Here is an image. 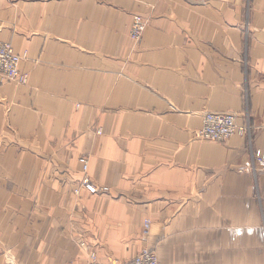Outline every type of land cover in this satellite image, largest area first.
<instances>
[{"label":"crops","instance_id":"0c3cea01","mask_svg":"<svg viewBox=\"0 0 264 264\" xmlns=\"http://www.w3.org/2000/svg\"><path fill=\"white\" fill-rule=\"evenodd\" d=\"M0 42V264H264V0H0Z\"/></svg>","mask_w":264,"mask_h":264},{"label":"built area","instance_id":"2783aa9c","mask_svg":"<svg viewBox=\"0 0 264 264\" xmlns=\"http://www.w3.org/2000/svg\"><path fill=\"white\" fill-rule=\"evenodd\" d=\"M147 23L139 17L134 18V24L131 30V36L135 41H140L146 30ZM23 58L16 54L11 44L0 42V76L5 80L19 85H26L28 75L20 71V63ZM248 126L240 125L237 122V116L230 113L218 114L208 113L203 117V126L199 131L200 138L211 142H225L234 135L246 136ZM256 156L261 160L264 159L260 152ZM83 166L84 178L81 182L80 189L86 188L93 193H105L107 188L97 187L88 177V161L86 158L80 160ZM80 189L76 193H80ZM151 228V222L148 220L144 224L143 233L148 236ZM84 264H161L156 252L150 249H143L132 260L127 262H103L95 252L88 254Z\"/></svg>","mask_w":264,"mask_h":264},{"label":"rangeland","instance_id":"374dc122","mask_svg":"<svg viewBox=\"0 0 264 264\" xmlns=\"http://www.w3.org/2000/svg\"><path fill=\"white\" fill-rule=\"evenodd\" d=\"M135 17H139V18H141L142 20L146 21L147 26H148V21H147V19L143 18L141 15H134V16H133L132 26H133V24H134V18H135ZM132 26H131V29H130V38H131L136 44H140V42L142 41L143 37H142V39H141L140 41H135V40L132 38V36H131ZM146 29H147V28H146ZM143 36H144V34H143ZM80 186H81V185H80ZM78 189H80V187H79ZM78 189H77V190H78ZM75 193H76V190H75ZM76 194H77V193H76ZM77 195H78V194H77ZM143 249H146V247H145V248H142L141 250H143ZM147 249H149V248H147ZM150 250H152V249H150ZM152 251H154V250H152ZM154 252H155V251H154ZM139 253H140V252H139Z\"/></svg>","mask_w":264,"mask_h":264},{"label":"bare ground","instance_id":"6f19581e","mask_svg":"<svg viewBox=\"0 0 264 264\" xmlns=\"http://www.w3.org/2000/svg\"><path fill=\"white\" fill-rule=\"evenodd\" d=\"M147 28V27H146ZM146 31V30H145ZM145 33V32H144Z\"/></svg>","mask_w":264,"mask_h":264}]
</instances>
